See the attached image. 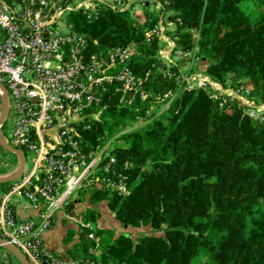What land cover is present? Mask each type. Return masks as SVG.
<instances>
[{"label":"trees","instance_id":"16d2710c","mask_svg":"<svg viewBox=\"0 0 264 264\" xmlns=\"http://www.w3.org/2000/svg\"><path fill=\"white\" fill-rule=\"evenodd\" d=\"M164 1V0H161ZM160 12L145 11L140 22L131 11L105 7L90 22L81 12L69 15L77 33L91 41L89 54L100 57L113 48L133 45L131 67L145 77L146 101L121 107L113 88L104 94L100 122L81 130L84 146L102 143L139 118H145L153 97L175 93L176 77L158 68L159 43L149 41L162 15L174 14L177 46L197 51L208 62L207 75L225 84L247 81L250 97L264 103V14L252 20L242 6L264 0H167ZM115 154L118 167L132 186L121 196L107 189L90 197L93 206L106 201L114 219L124 228L150 227L151 233L133 239L112 229L70 228L66 244L78 235L68 253L77 264H264V126L246 115L236 102L224 107L203 89L183 87L169 107L146 124L123 133ZM14 183L0 184L8 192ZM79 218L98 225L93 207ZM101 240V254L89 235ZM160 234V235H159Z\"/></svg>","mask_w":264,"mask_h":264},{"label":"built area","instance_id":"2783aa9c","mask_svg":"<svg viewBox=\"0 0 264 264\" xmlns=\"http://www.w3.org/2000/svg\"><path fill=\"white\" fill-rule=\"evenodd\" d=\"M151 1L168 4L167 0H0V138L23 150L26 159L27 152L32 157L30 171L25 170L8 192H0V238L20 249L31 264H77L45 248L43 235L78 192L89 195L100 188L130 194L132 186L124 171L134 165L126 162L118 167L116 147L112 149V142L103 145L106 136L98 146L87 148L81 130L100 122L107 109L102 105L104 94L112 88L121 107L151 96L145 89L150 72L142 77L131 67L133 45L113 48L100 57L91 55V39L77 33L64 16L81 12L92 22L105 7L136 13ZM146 37L157 39L159 45L168 40L162 20L147 30ZM176 39L166 50L160 49V59L171 60ZM178 54L186 58L190 52ZM166 74L179 76V72ZM182 82L185 90H205L220 107L238 103L264 126V103L250 97L252 86L224 88L208 75L184 76ZM6 107L8 114L1 122ZM1 150L10 151L0 146ZM15 200L26 202L34 215L19 222ZM80 227L93 230L90 223L81 222ZM89 238L96 243L92 250L96 253L100 237L91 233Z\"/></svg>","mask_w":264,"mask_h":264},{"label":"rangeland","instance_id":"374dc122","mask_svg":"<svg viewBox=\"0 0 264 264\" xmlns=\"http://www.w3.org/2000/svg\"><path fill=\"white\" fill-rule=\"evenodd\" d=\"M242 7L248 13H252V20L253 21H257L258 18L262 14H264V7L263 8H256L252 2L246 3ZM139 9H140L139 11L141 13H144V16H145L146 9L149 10L150 12H160V10H162V5H158L157 2L154 3V1H151V2H148L147 4H145L144 6H140ZM142 15L139 16V15L133 13V16L137 20H141V21H143L145 19V18H141ZM64 18H66L68 20L69 15L65 14ZM173 18H174V14L172 12H168L165 15H162L161 18L159 19V20H162V22H163L164 35L168 39L167 41L162 39L163 41H161V43L159 45V51H160V49L166 50L167 48H169L170 47L169 42H172V44L174 43L173 39L176 35L175 33L177 32L178 27H177V23H175L173 21ZM170 22H173L172 26L168 25ZM179 50H181V49L178 46H176L175 49L173 50V52L171 53L172 54L171 60L160 59L158 57L159 52H158V56H157L158 68L161 71L170 72L171 74H173V73L175 74V72L176 73L179 72V76L176 77V82L178 84L177 91L179 89H181L183 86L182 78L184 79V76L192 77V76L197 75V78H203V75H207L206 69H207V65H208V62L202 60V58L197 55V51H190L189 56L186 58L185 57L183 58V57H180V55L178 54ZM180 71L183 72V75H184L183 77H180V74L182 76V73H180ZM233 78L234 77L232 75L229 76L226 83L223 84L224 88H228V87L237 88L238 86H240L242 84L245 85V88H250L249 82L244 81L241 84L240 83L234 84ZM197 84H199V82H196V85ZM176 92L173 94H170L167 97H163V98L161 96L153 97L150 101V109L147 112V116L145 118H140L142 120L139 123H137V124L132 123L128 126V128L117 129L113 136H107L106 135V138L104 140L103 145L106 146V145H108V143L112 142V143H110V145L112 146V149H114L117 146V141H116L117 137H119L123 133L127 132L128 129L135 128L134 126H136V128H137V127H140V126L146 124L147 122H149L150 120L155 118V116H157L158 114H160L161 112L166 110L169 107V105L171 104V102L173 101L174 97L176 96ZM150 97L151 96L149 95V97L146 100H148ZM146 100H144V101H146ZM11 152L12 151H2V150L0 152V178L1 177H7L8 175H6V174L8 173V170L11 169L16 163V155L11 153ZM26 154H27L26 172L28 173L30 171V168L32 165V157L28 152ZM17 171H18V169H17ZM12 183H14V182H12ZM76 195H79V196H81V198L84 199L87 194H79V192H78ZM101 206H102V210L100 212L102 214V217L104 218L103 221L105 222L102 228L114 230L116 233V236L123 234V233H128L132 236L133 239H136L140 235L151 233L150 227H144L138 231L133 229V228L122 227L120 224L115 223L114 220L112 219L113 214L108 209L107 202L102 201ZM91 207H93V205H91ZM78 222H80V223L82 222L84 224L90 223L93 227V230H95L98 226L94 222H86V220L84 218H79ZM78 222L76 224L74 223V225L80 227V224H78ZM78 227H77V229H78ZM72 229L76 231V228L73 227ZM78 239H79V236L75 235V236H73L72 241L68 244L72 245L74 242L78 241ZM100 243H101V240H100ZM99 245L100 246L97 248L96 253H94V255H96V256H100V254H101V244H99Z\"/></svg>","mask_w":264,"mask_h":264},{"label":"crops","instance_id":"0c3cea01","mask_svg":"<svg viewBox=\"0 0 264 264\" xmlns=\"http://www.w3.org/2000/svg\"><path fill=\"white\" fill-rule=\"evenodd\" d=\"M135 14L139 16L143 14L141 18H145L144 13H141L140 11H137ZM144 20L143 21L139 20V21L144 22ZM11 153L15 154L14 152ZM15 155H16V163L11 169L8 170V173L6 174L8 176L14 174L19 168L20 157L17 154ZM94 190L97 191L94 192ZM100 190L103 189L95 188L84 199L81 198V196L76 195L71 200L67 208L59 213L52 228L43 235V243L45 248L52 250L53 252H55V254H57L59 257L63 259L71 260L70 255L68 253V250L70 249L71 245L65 244L64 238L68 232V229L73 227L77 229L78 226H75L74 223L76 224L78 222L79 216L81 215L82 212L87 211V209L91 207L92 204L90 202V197L98 193ZM14 205H15L14 207L16 211V217L19 222L25 221L27 218L34 215L33 211L28 207L26 202L22 200H15ZM93 208L96 211L100 212L102 210L101 202L93 206ZM103 219L104 218L102 217L101 214V218L98 221V227L100 228H102L105 223ZM112 219L114 220L115 223H117L114 217H112ZM78 224H80V222H78ZM135 230L138 231L140 229H135ZM0 264H22V263L8 249L4 247H0Z\"/></svg>","mask_w":264,"mask_h":264},{"label":"water","instance_id":"95a60500","mask_svg":"<svg viewBox=\"0 0 264 264\" xmlns=\"http://www.w3.org/2000/svg\"><path fill=\"white\" fill-rule=\"evenodd\" d=\"M6 102H8L7 91H6ZM7 114H8V108L6 107L4 112H3L1 122L7 116ZM0 146L7 148L8 150L19 155V157H20V165H19L18 171L15 174H11L7 177H1L0 178V184L15 182L18 179H20L25 173L26 164H27V159H26L25 153L23 150L18 149L16 147L6 143L1 138H0ZM96 191L97 190H94V192H96ZM71 207H73V206H71ZM0 247H4V248L8 249L22 264H31L29 262V260L25 257V255L21 252L20 249H18L16 246H14L12 244H9L8 242L4 241L1 238H0Z\"/></svg>","mask_w":264,"mask_h":264}]
</instances>
